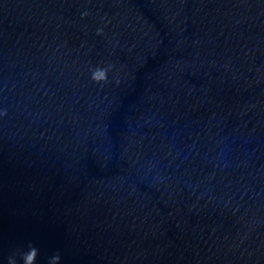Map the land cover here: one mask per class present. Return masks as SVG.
I'll use <instances>...</instances> for the list:
<instances>
[{"label":"water","instance_id":"obj_1","mask_svg":"<svg viewBox=\"0 0 264 264\" xmlns=\"http://www.w3.org/2000/svg\"><path fill=\"white\" fill-rule=\"evenodd\" d=\"M5 111L0 264H264V0H0Z\"/></svg>","mask_w":264,"mask_h":264},{"label":"clouds","instance_id":"obj_2","mask_svg":"<svg viewBox=\"0 0 264 264\" xmlns=\"http://www.w3.org/2000/svg\"><path fill=\"white\" fill-rule=\"evenodd\" d=\"M81 15L82 17L87 16L88 13L84 12ZM97 34H102V29H98ZM109 71H111V66L107 68L96 67L95 69L91 70L90 79L97 84L107 83ZM116 83H119V81L117 80ZM0 115H6V111L0 112ZM39 254V249L30 243L27 247V251L21 252L19 256L20 260L22 261V264H36L37 257L39 256ZM60 259V254L59 252H57L48 258V264H59ZM8 264H17V259L15 255L8 257Z\"/></svg>","mask_w":264,"mask_h":264}]
</instances>
